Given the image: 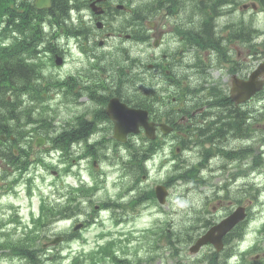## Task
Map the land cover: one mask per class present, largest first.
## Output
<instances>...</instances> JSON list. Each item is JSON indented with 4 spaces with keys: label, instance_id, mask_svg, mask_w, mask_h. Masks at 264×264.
Returning a JSON list of instances; mask_svg holds the SVG:
<instances>
[{
    "label": "flooded vegetation",
    "instance_id": "1",
    "mask_svg": "<svg viewBox=\"0 0 264 264\" xmlns=\"http://www.w3.org/2000/svg\"><path fill=\"white\" fill-rule=\"evenodd\" d=\"M62 1L58 6L56 0L47 12L56 16L45 22L53 33L49 34L50 42L34 43L32 39L27 56L15 65L25 71L28 82L27 123L37 122L32 117L34 106L52 117L48 122L40 120L33 128L2 125L5 132L19 128L21 136L19 148L12 143L15 155H10L9 145L0 146V156H8L14 163L6 167L0 158V202L13 197L16 210L12 221L25 214L19 210L25 196L33 195L31 186L24 191L19 186L28 169L27 158L47 166L57 178L52 186L61 189L55 199L41 190L35 207L27 210L29 228L31 219L39 216L41 203L45 220L49 217L54 224L69 220L66 229L48 235L66 230L65 236L70 237L75 227L70 224L73 216L84 211L88 214L86 223H106L123 236L143 233L148 226L142 222L150 220V226L162 227L158 235L173 242L177 222L164 207L172 184L183 180L194 188L200 209L209 215L192 218L189 213L181 219L183 236L179 240L195 239L197 235L192 237L189 232L191 227H202L199 234L239 206L245 209L241 223L249 212L252 216L259 209L255 208L254 194L264 193V168L254 166L256 159L264 161V105L253 103L264 97V85L248 101L237 104L235 76L246 78L261 64L264 47L248 39L249 30L235 32V20L221 21L225 10L235 14V0ZM98 10L101 12L95 13ZM144 43L150 47L147 61L142 59L140 46ZM239 45L253 51L235 68ZM111 102L117 109L128 106L145 111L152 136L142 124L136 133L119 136L116 126L124 125L118 113L108 108ZM43 124L48 128L41 129ZM8 136L12 141L15 138ZM37 137L45 139L43 147L34 146ZM53 150L56 162L52 161ZM160 156L156 164L155 157ZM110 161L127 164L115 174L120 186L112 185L114 174L94 166ZM16 164L23 170L16 169ZM161 165L166 177L155 185L140 177L157 175ZM96 180L112 190L119 187L114 200L104 202L111 204L101 206L94 190L87 194L80 188L90 187ZM244 198L247 202L241 200ZM184 209L189 212L188 200ZM114 223L127 226L119 228ZM137 228L139 231H134ZM74 232L78 236L79 231ZM206 249L211 256L218 254L210 246Z\"/></svg>",
    "mask_w": 264,
    "mask_h": 264
},
{
    "label": "rangeland",
    "instance_id": "2",
    "mask_svg": "<svg viewBox=\"0 0 264 264\" xmlns=\"http://www.w3.org/2000/svg\"><path fill=\"white\" fill-rule=\"evenodd\" d=\"M30 3L32 5V0H15L14 4H21L23 2ZM249 1L253 0H235V14L231 15V13H226V10L222 12L224 17H222L221 21H232L235 20V32L238 30H249L248 39L251 42H255L257 44H260V47H264V10H256V9H247L243 10L239 7L247 3ZM63 5V1L59 0L58 6ZM66 7L70 10V6L68 3H65ZM24 7H20V11H24ZM73 15H75L74 11H71ZM23 14L19 16V22H16L14 25L11 24L7 28H12L11 35H13V38L15 40L16 37H18V33L16 31V25L18 24L21 29L20 32L31 33V37L36 41L35 43H45L49 41V34H50V26L47 25L45 22L52 20L54 17H56L53 14H50L48 16L49 20L42 21L37 14H35L36 18H25L23 17ZM231 15V17H227ZM38 26V31L34 32L33 27ZM240 37L244 38L245 36ZM143 53H142V59L143 61H147V52L149 51L150 47L147 46L146 43H144L142 46ZM253 49L249 48L246 45H239L238 46V55L235 53V68L238 67V61H242L244 58L249 57V55L252 54ZM23 85L18 84L17 88L20 91H23L22 88ZM25 89L24 91H26ZM22 95H26L25 93H22ZM254 105L261 106L264 105V97L255 100ZM27 113H22L20 119L18 120V124L25 125V127L33 128L39 125L40 120L45 121L52 117L49 115H46L42 112H40L37 108L34 109L32 112V117L34 120H37V122L33 123H27ZM48 121V120H47ZM41 129H47V124L40 125ZM135 139H138V137H135ZM132 143V142H131ZM2 147L3 145L0 144ZM134 147V146H133ZM257 147H254V151L256 153ZM51 153H54V156L52 157V161L56 162V154L55 150L51 151ZM163 155V154H162ZM159 158L155 157L157 159L155 161L156 164L159 163ZM48 163V162H46ZM49 164V163H48ZM164 164V162H163ZM56 165V164H55ZM127 164H121L117 165L116 161H110V162H103V163H95L94 166L96 168H100L102 170L107 171L109 174H114V183L113 186L117 187L120 186L121 181L118 180L117 176L115 174L122 170V168ZM140 166L143 167L144 163H140ZM255 167L257 168H264V161L262 159H256ZM136 167V166H135ZM137 168V167H136ZM140 169V168H137ZM164 168L162 165L159 168V171L157 172V175L150 174V175H141L140 177L142 179H146L149 181L152 185H155L157 182H159L160 179H165L166 174L164 173ZM163 170V171H162ZM257 174V172H255ZM18 174V173H17ZM163 174V175H162ZM34 176V182L32 183V189H33V195L31 197L25 196L26 199L24 203L22 204L21 210L19 212H24L25 214L21 216L19 221H12V213L16 210V206L12 205L13 197L10 195L9 198H5L0 202V221L4 220V224L2 223V226L0 227V242L2 241V244L4 243V240L7 239H13L14 241H8L11 242L12 245H14V242L19 239L20 236H32L33 231L30 230V228L26 225V220H29V217H27V210L28 208H34L35 204L37 202L38 196L40 194L41 190L48 191V193L53 192V198H57L58 195L61 192V189L53 187L52 189H49L51 184L57 183V178L53 176V174L49 173L48 167L39 163V162H31L28 165V169L26 170L25 175L23 176V181L19 185L21 186L22 191L25 190L27 185H29V180L31 176ZM138 175V174H137ZM236 185V183H235ZM101 189H99L96 192L95 200H98V203L103 200H107L108 198L113 199L114 194L117 192L116 190H112L110 188H106L105 184L102 183ZM109 191L112 195H110ZM81 193V192H80ZM23 194V192H22ZM88 194V193H87ZM254 203L255 208L259 207L258 210L253 211L252 216L248 215V219L239 224V226L232 231L231 234H229L228 238L233 242L234 249H235V264L244 263V264H250L251 258H253L255 252H260V255H262V252L264 251V231L259 232V230L264 225V193L261 194H254ZM236 196V195H235ZM188 200L189 205V212L184 209V206L186 205V202ZM244 202H247L246 199H241ZM97 202V201H95ZM166 207L169 208V211L172 214V217L177 223L175 226L176 233L174 236V241L169 242L167 236L158 235V231L162 229V227L158 226H150L149 222L152 223V221L144 219L142 222L144 226H148L147 229H149V232L147 234L140 235V241L141 245L137 246L138 243H133L131 246H134L133 248L129 249V258L131 261V264H207V258H203L204 253H198V254H191L188 253L187 246L189 244V241H182L179 240V238H182V220L183 218L187 217L190 213V215L198 216V217H204L208 216V213H204L200 209V197L199 195H195L194 188L189 185L188 183L183 181L174 182L172 186L170 187V196L168 198V201L166 202ZM257 204V205H256ZM6 206L4 209L3 207ZM110 212L107 211H101V214H107ZM88 214L86 212H81L80 216L74 215L72 221L70 224H75L76 222H83V226L86 225V218ZM135 217H139V214H137ZM135 217L131 218V221H135ZM141 218V216H140ZM180 219V220H178ZM30 221V220H29ZM180 221V222H178ZM69 223V220H63L56 224L53 222L47 224L46 227V233H51L60 229L67 228V224ZM97 224L99 223L96 222ZM193 224H196L195 221H192ZM141 224V223H140ZM98 225H103V228H109V226L106 223H99ZM115 226H118L117 223H114ZM127 226V223H124L122 226H118L119 228H123ZM131 226V225H130ZM174 226V224H173ZM96 225L94 223H89L84 230H82L81 234L85 237L81 239V237H77L68 241H65L61 244L62 249V255H67L65 258H61L62 255L55 254L54 247H52L51 251H45L42 253L43 263L42 264H68L69 256L80 250L83 246H85L86 242L89 243L93 239V232L95 231ZM202 229V227H191L189 232L192 237H195L198 232ZM103 234V233H102ZM53 235H49V238ZM102 236V235H100ZM43 240V239H41ZM55 237H53L49 243L54 242ZM58 244V243H57ZM8 246H2L0 249V264H24L28 262L27 257L22 256L18 253V251H15V247ZM56 245V244H53ZM46 246V245H45ZM52 245H49L47 247H43L44 249H47L51 247ZM89 248V247H88ZM206 252V251H204ZM50 254V255H49ZM52 254V255H51ZM120 254V252L118 253ZM47 256H51L50 259H47ZM123 255H118L117 257L122 258ZM264 264V260H263Z\"/></svg>",
    "mask_w": 264,
    "mask_h": 264
},
{
    "label": "water",
    "instance_id": "3",
    "mask_svg": "<svg viewBox=\"0 0 264 264\" xmlns=\"http://www.w3.org/2000/svg\"><path fill=\"white\" fill-rule=\"evenodd\" d=\"M50 5V0H36L34 2V6L37 8H44ZM263 69V66H262ZM237 87L242 86L239 89V94L235 92V99L237 101H243L250 97L260 86L259 82H256L255 79H250L247 82H239L235 83ZM109 109L114 110L121 117V122L124 125L122 128L116 126V133L121 136L129 131H137L138 126L140 124L144 125L147 128V133L149 136H152V129L146 121V113L142 110L135 109H117L113 103H111ZM243 216L241 215L239 210H236L233 215L222 221L218 226H215L204 233L194 244L191 246V250H195L201 245L211 243L213 244L217 250L222 247V236L233 227Z\"/></svg>",
    "mask_w": 264,
    "mask_h": 264
},
{
    "label": "trees",
    "instance_id": "4",
    "mask_svg": "<svg viewBox=\"0 0 264 264\" xmlns=\"http://www.w3.org/2000/svg\"><path fill=\"white\" fill-rule=\"evenodd\" d=\"M11 2V0H0V30L4 29L1 27V23H2V15L3 14H7L10 13V8H9V3ZM32 11V8H26ZM17 13V11H15ZM15 16L6 22V26L8 27L11 23H15ZM22 35H25L24 32L22 31ZM2 53H11L9 56H5L4 59H1L0 62V79H2L3 72L7 71V75H10V79L13 80L14 78H16L17 76L21 77V75H24L25 71L20 70V68L18 66L15 65L18 64L19 62H21V60L23 59V56L21 55V53L19 51H15L13 49H9V48H2ZM23 88V87H22ZM6 95V91H2L0 93V104L3 103L4 100V96Z\"/></svg>",
    "mask_w": 264,
    "mask_h": 264
},
{
    "label": "bare ground",
    "instance_id": "5",
    "mask_svg": "<svg viewBox=\"0 0 264 264\" xmlns=\"http://www.w3.org/2000/svg\"><path fill=\"white\" fill-rule=\"evenodd\" d=\"M23 87V86H22ZM23 90H24V88H23Z\"/></svg>",
    "mask_w": 264,
    "mask_h": 264
}]
</instances>
